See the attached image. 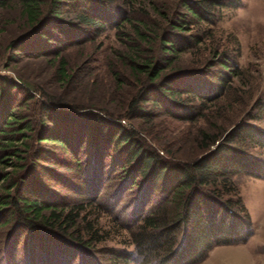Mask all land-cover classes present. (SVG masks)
<instances>
[{
    "label": "trees",
    "instance_id": "obj_1",
    "mask_svg": "<svg viewBox=\"0 0 264 264\" xmlns=\"http://www.w3.org/2000/svg\"><path fill=\"white\" fill-rule=\"evenodd\" d=\"M236 2L0 0L1 10L19 9L24 17L25 30L7 45L13 51L10 60L53 56L63 86L74 79L63 53L68 47L101 35L108 26H134L136 37H129L133 45L119 59L129 65L138 88L121 113L65 102L27 80L0 73V264L94 261L103 249L98 245L109 239L99 215L92 219L87 204L73 203L50 184L57 180L73 186L78 180L91 188L89 177L78 173L87 164L97 184L112 168L120 170L122 194L136 188L133 211L123 226L131 231L134 251L105 252L117 262L199 264L216 247L250 240L254 222L233 177L264 179V156L244 148L264 146V129L256 124L264 115V101L257 100L229 130L201 131L198 146L204 152L192 160L160 151L127 123L148 121L155 109L173 114L172 107L185 105L184 94L217 100L230 89L232 78L241 74L240 47L235 56L213 48L202 69L194 71L201 75L185 74L175 66L181 54L214 36L222 9ZM139 9L142 18L136 22ZM214 66L220 68L213 75L220 80L215 89L186 83L192 76L207 78ZM202 109L205 103L178 109L174 116L196 121ZM68 174L77 176L72 181ZM100 193L97 189L90 202L107 211L108 200L100 199Z\"/></svg>",
    "mask_w": 264,
    "mask_h": 264
},
{
    "label": "rangeland",
    "instance_id": "obj_2",
    "mask_svg": "<svg viewBox=\"0 0 264 264\" xmlns=\"http://www.w3.org/2000/svg\"><path fill=\"white\" fill-rule=\"evenodd\" d=\"M139 12L140 9L135 16L136 22L142 18ZM23 23L24 17L19 9H0V29L3 30L0 34V73L8 74L15 80H27L52 97H62L65 102L89 108H105L114 112L124 111L129 99L138 89L129 65L119 59L129 53V46L133 45L129 42V37H136L134 26L126 23L119 30L108 26L101 35L68 47L63 53L68 73L73 74L74 79L69 85L63 86L57 72L59 65L53 56H18L14 61L10 60L9 56L13 51L8 50L7 45L23 33ZM133 24L138 26V23ZM237 47H240L238 61L241 74L232 78V86L219 99L203 100L197 95L193 98L194 96L184 94L185 105L172 107L173 110H170L173 114L155 109L150 120L138 118L127 123L140 129L160 151L168 150L180 160H192L201 155L204 152L198 146V135L201 131L217 133L229 130L244 118L257 100L264 101V0H237L236 4L224 7L222 19L215 26L214 36L205 40L199 48L181 54L175 68L185 71L188 75H201L194 71L202 69L213 48L227 50L231 56H235ZM9 65L11 68H8ZM219 70V66H214L211 69L212 74L207 78L192 76L186 83L196 81L202 89L208 86L215 89L218 86L216 82L220 83V80H217V75L213 78V75L219 74ZM200 103H205L206 109L200 110L196 121L189 122L174 116V113L180 111L178 109L197 107ZM256 124L264 129V115ZM244 148L264 156V146L245 145ZM86 157L87 155L82 156L84 163L87 161ZM84 168L88 170V164L83 165L78 173L84 178L89 177L91 188L82 185L78 180V184L74 183L73 186L62 181L61 184L57 180H52L50 184L54 191L71 198L73 203L87 204L88 211L93 213L92 219L99 215L100 226L108 231L109 239L98 245L104 250L98 252L91 264H137L135 261L117 262L105 253L109 248L134 251L131 231L123 226L127 225L128 215L133 211L132 199L137 197L136 188L122 194L124 186L120 182V170L113 171L109 168L104 173L103 183L97 184L99 180L94 182L95 177L90 178L91 172ZM61 171L67 173L65 169ZM72 176L74 175L68 174V178L74 181L77 175ZM233 181L251 214L254 234L247 243L216 247L199 264H264V179L240 174L234 176ZM97 189L101 191L100 199L105 197L108 200L107 211L95 207L97 201L95 204L90 202L92 199L95 201ZM122 195L123 200L119 204ZM74 260L68 264H81L80 259ZM61 264H65L64 261Z\"/></svg>",
    "mask_w": 264,
    "mask_h": 264
}]
</instances>
